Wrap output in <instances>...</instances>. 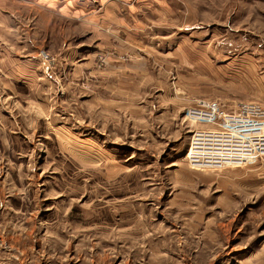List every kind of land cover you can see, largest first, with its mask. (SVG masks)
<instances>
[{
  "label": "rangeland",
  "instance_id": "rangeland-1",
  "mask_svg": "<svg viewBox=\"0 0 264 264\" xmlns=\"http://www.w3.org/2000/svg\"><path fill=\"white\" fill-rule=\"evenodd\" d=\"M14 3L0 264H264V156L188 162L198 103L264 118V0Z\"/></svg>",
  "mask_w": 264,
  "mask_h": 264
},
{
  "label": "built area",
  "instance_id": "built-area-1",
  "mask_svg": "<svg viewBox=\"0 0 264 264\" xmlns=\"http://www.w3.org/2000/svg\"><path fill=\"white\" fill-rule=\"evenodd\" d=\"M198 104L197 108L189 111V116L213 127H210L211 131L208 130L210 132L202 129L194 132L189 150L191 146L199 147L201 150L197 162L193 163L195 165L191 164L190 155L188 159L190 165L219 169L247 164L264 156V118L261 117L259 109L242 105L235 113H230L224 111L218 102L203 101ZM200 134L207 136L204 138L199 136ZM221 155H230L226 157L228 160L226 163L229 165L223 164L225 161L220 160Z\"/></svg>",
  "mask_w": 264,
  "mask_h": 264
},
{
  "label": "crops",
  "instance_id": "crops-1",
  "mask_svg": "<svg viewBox=\"0 0 264 264\" xmlns=\"http://www.w3.org/2000/svg\"><path fill=\"white\" fill-rule=\"evenodd\" d=\"M14 1L16 0H0V24H3V26L5 27L7 26V19L10 20L12 17L10 15H12L11 11H13L12 9H14L15 7ZM4 29L0 26V33H2L3 31L5 32Z\"/></svg>",
  "mask_w": 264,
  "mask_h": 264
}]
</instances>
